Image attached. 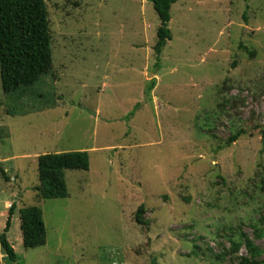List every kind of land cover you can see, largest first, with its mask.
Masks as SVG:
<instances>
[{"label": "rangeland", "instance_id": "obj_1", "mask_svg": "<svg viewBox=\"0 0 264 264\" xmlns=\"http://www.w3.org/2000/svg\"><path fill=\"white\" fill-rule=\"evenodd\" d=\"M47 4L52 71L10 95L0 73V235L15 204L19 255L0 242V264H239L245 246L219 255L241 232L264 251V0L178 1L160 59L151 0ZM77 150L69 196L40 197L38 157ZM27 206L44 246L24 245Z\"/></svg>", "mask_w": 264, "mask_h": 264}, {"label": "trees", "instance_id": "obj_2", "mask_svg": "<svg viewBox=\"0 0 264 264\" xmlns=\"http://www.w3.org/2000/svg\"><path fill=\"white\" fill-rule=\"evenodd\" d=\"M158 12L161 26L158 29V41L155 51L160 59L164 47L172 39L169 23L172 19L173 4L180 0H151ZM53 36L47 0H0V73L3 89L7 94L31 89L53 69ZM157 83L152 80L151 91ZM245 134L241 129L232 135L223 148L239 140ZM40 184L36 187L39 196L44 199L65 198L69 196L66 170H89L88 151H66L46 153L39 157ZM0 171L8 179L0 161ZM13 204L9 210L5 231L0 235V242L5 254L13 262H18L19 255L9 240L15 214ZM146 208L142 205L137 214V223H148L144 218ZM21 228L26 248H37L47 243V227L43 210L39 206L20 208ZM262 232L257 233L260 236ZM231 247L225 249V255H237L245 246L248 255H237L239 264H264V251L255 241L241 232L238 238L230 237Z\"/></svg>", "mask_w": 264, "mask_h": 264}]
</instances>
